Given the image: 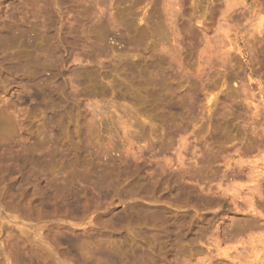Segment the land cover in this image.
Listing matches in <instances>:
<instances>
[{
	"label": "rangeland",
	"instance_id": "1",
	"mask_svg": "<svg viewBox=\"0 0 264 264\" xmlns=\"http://www.w3.org/2000/svg\"><path fill=\"white\" fill-rule=\"evenodd\" d=\"M0 264H264V0H0Z\"/></svg>",
	"mask_w": 264,
	"mask_h": 264
},
{
	"label": "bare ground",
	"instance_id": "2",
	"mask_svg": "<svg viewBox=\"0 0 264 264\" xmlns=\"http://www.w3.org/2000/svg\"><path fill=\"white\" fill-rule=\"evenodd\" d=\"M196 199V198H195ZM235 221H237V220H235ZM232 225V224H231ZM233 226H235V225H233ZM227 229V228H226ZM197 230V229H196ZM231 230V229H230ZM236 231V230H235ZM238 231H240V230H238ZM229 232V231H228ZM167 234H165V236H166ZM217 235V234H216ZM163 236H164V234H163ZM171 237V235H170V233H168V235H167V238H170ZM183 236V235H182ZM204 236V235H203ZM185 237V236H184ZM165 238V237H164ZM166 238V239H167ZM173 238V237H172ZM217 239V238H216ZM168 240V239H167ZM176 240V239H175ZM186 241V240H185ZM164 242H166V240L164 241ZM168 243V242H167ZM172 243V242H171ZM182 244V243H181ZM181 246V245H180ZM196 246V245H195ZM177 247V246H176ZM182 247V246H181ZM166 248V247H165ZM175 248V247H174ZM183 248V247H182ZM176 249V248H175ZM180 249V248H179ZM186 249V248H185ZM191 249H192V247H191ZM193 250V249H192ZM196 251V250H195ZM223 253V252H222ZM219 255V254H218Z\"/></svg>",
	"mask_w": 264,
	"mask_h": 264
}]
</instances>
